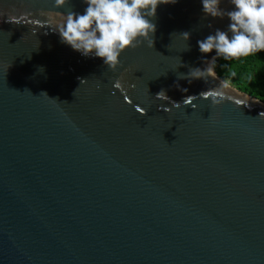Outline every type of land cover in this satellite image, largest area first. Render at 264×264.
Here are the masks:
<instances>
[{"label": "water", "instance_id": "water-1", "mask_svg": "<svg viewBox=\"0 0 264 264\" xmlns=\"http://www.w3.org/2000/svg\"><path fill=\"white\" fill-rule=\"evenodd\" d=\"M86 7L0 0V264H264V102L187 75L229 19L160 4L112 71L55 30Z\"/></svg>", "mask_w": 264, "mask_h": 264}, {"label": "clouds", "instance_id": "clouds-1", "mask_svg": "<svg viewBox=\"0 0 264 264\" xmlns=\"http://www.w3.org/2000/svg\"><path fill=\"white\" fill-rule=\"evenodd\" d=\"M67 0H54V7L60 8ZM87 7L83 14L64 13L56 26L61 42L84 56L103 59L109 69L116 71L121 65V54L129 49L146 44L154 46L156 24L153 19L160 4H174L177 0H84ZM222 0H202V11L213 18L227 17L230 23L226 30L215 29L214 34L198 40L202 54L215 55L204 60L203 68H190L191 79L209 77L217 79L215 67L217 58L226 61L249 57L264 52V0H229L233 10L221 8ZM211 27V24H209ZM190 32L179 36L187 41ZM189 45L185 50H188ZM181 64V61H180ZM179 64V65H180ZM214 103L227 95L230 85L219 80ZM46 94V93H45Z\"/></svg>", "mask_w": 264, "mask_h": 264}, {"label": "trees", "instance_id": "trees-1", "mask_svg": "<svg viewBox=\"0 0 264 264\" xmlns=\"http://www.w3.org/2000/svg\"><path fill=\"white\" fill-rule=\"evenodd\" d=\"M215 70L236 89L264 102V52L229 61L217 58Z\"/></svg>", "mask_w": 264, "mask_h": 264}]
</instances>
